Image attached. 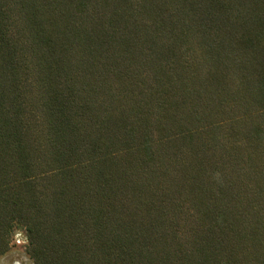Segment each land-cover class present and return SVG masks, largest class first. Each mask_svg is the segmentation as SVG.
Wrapping results in <instances>:
<instances>
[{"label": "trees", "instance_id": "1", "mask_svg": "<svg viewBox=\"0 0 264 264\" xmlns=\"http://www.w3.org/2000/svg\"><path fill=\"white\" fill-rule=\"evenodd\" d=\"M264 264V0H0V260Z\"/></svg>", "mask_w": 264, "mask_h": 264}, {"label": "rangeland", "instance_id": "2", "mask_svg": "<svg viewBox=\"0 0 264 264\" xmlns=\"http://www.w3.org/2000/svg\"><path fill=\"white\" fill-rule=\"evenodd\" d=\"M13 246V249L0 260V264H33L25 250L23 232L19 231Z\"/></svg>", "mask_w": 264, "mask_h": 264}]
</instances>
